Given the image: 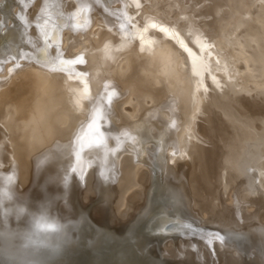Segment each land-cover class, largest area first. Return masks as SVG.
<instances>
[{
    "label": "bare ground",
    "instance_id": "6f19581e",
    "mask_svg": "<svg viewBox=\"0 0 264 264\" xmlns=\"http://www.w3.org/2000/svg\"><path fill=\"white\" fill-rule=\"evenodd\" d=\"M0 19V169L33 207L73 170L57 264H264V0H4ZM193 219L211 244L182 240Z\"/></svg>",
    "mask_w": 264,
    "mask_h": 264
},
{
    "label": "clouds",
    "instance_id": "9594fccd",
    "mask_svg": "<svg viewBox=\"0 0 264 264\" xmlns=\"http://www.w3.org/2000/svg\"><path fill=\"white\" fill-rule=\"evenodd\" d=\"M49 154L36 157L35 167L42 169ZM73 170L68 169L53 181L64 193L45 195L35 207L27 194H21L19 170L0 169V264H57L78 244L80 218L61 217L57 202L67 205V193Z\"/></svg>",
    "mask_w": 264,
    "mask_h": 264
},
{
    "label": "rangeland",
    "instance_id": "374dc122",
    "mask_svg": "<svg viewBox=\"0 0 264 264\" xmlns=\"http://www.w3.org/2000/svg\"><path fill=\"white\" fill-rule=\"evenodd\" d=\"M78 76H80V75H78ZM86 78H87V81H88V84H90V86H92L93 88L94 87H96V81H95V77H97V75H96V72H94V71H89V72H87L85 75H84ZM214 182V181H213ZM212 182V183H213ZM88 197V198H85V197ZM83 197H82V199L84 200V199H87L86 201L84 200L83 201V203L84 202H86V203H89L90 202V200H91V198H93V195L91 194V193H89V194H87V195H84ZM143 196V193L142 194H139V195H137L136 196V198H133V199H131L130 200V202H129V205H128V209H127V212H126V215H125V219L127 220V218H129L128 216H130L132 213H133V211H134V209H135V207H136V205H137V203L139 202V200H140V198ZM224 197V200L226 199V196H223ZM225 203L226 204H229V202L228 201H226L225 200ZM123 207V206H122ZM255 209V207H252V209L251 210H254ZM257 209V211H258V208H256ZM100 211H102V209L100 210ZM103 212V211H102ZM189 215H192L191 213L189 214ZM193 216V215H192ZM125 219H123V221H125ZM192 224L193 225H196L195 226V229H197V231H193V232H197V235H195V236H188V235H185L186 237H183L182 238V240H184V238L186 239V240H191V239H195L196 241H193V243L195 244V245H198V244H200V243H202L200 240H206L207 239V237L209 236V237H211V235L209 234V233H207V234H204V233H206V232H204L203 230H201V229H203V228H205V227H202V225H200V227H199V224L197 225L196 224V222H195V220L193 219V221H192ZM198 226V227H197ZM208 229V228H207ZM206 229V230H207ZM189 231H191V230H189ZM177 233H179V232H177ZM181 233V232H180ZM264 234V233H263ZM202 238V239H200V238ZM258 240H260L259 242V244H258ZM263 240V241H262ZM261 242H262V244H261ZM253 244H254V248L252 249V251H254V250H256V248H258V247H260L261 248V250H262V246H263V250H264V235H262L261 237H257V238H255L254 239V242H253ZM258 245V246H257ZM262 245V246H261ZM261 251L262 253H263V255H264V251ZM264 263V262H263Z\"/></svg>",
    "mask_w": 264,
    "mask_h": 264
},
{
    "label": "snow or ice",
    "instance_id": "6c2138e0",
    "mask_svg": "<svg viewBox=\"0 0 264 264\" xmlns=\"http://www.w3.org/2000/svg\"><path fill=\"white\" fill-rule=\"evenodd\" d=\"M21 2H22V3H25V2H27V0H21ZM3 5H4V0H0V7H3ZM17 18H19V16H18ZM2 27H3V21H2V19H0V29H2ZM151 27H157V25L152 24ZM160 30H161V31H165V32L168 31L167 29H163V28H161ZM64 63H68V64H72V63H83V59H82V57H79V58H76L75 60H69V61H63V60H61V64H64ZM61 70H62V69H61ZM109 101H111V95L109 96ZM90 128H91V129L98 130L95 121L93 122L92 125H90ZM125 135H126V134H125ZM99 142H100V141L98 140L97 143H99ZM183 227H185V228H189V229L191 230V226H190V225H184ZM216 239H219V237H216ZM212 240H213L212 237H208V238H207V242H208L209 244L212 243Z\"/></svg>",
    "mask_w": 264,
    "mask_h": 264
}]
</instances>
